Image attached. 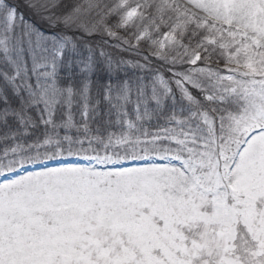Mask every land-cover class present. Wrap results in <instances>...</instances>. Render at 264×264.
<instances>
[{"label":"rangeland","instance_id":"374dc122","mask_svg":"<svg viewBox=\"0 0 264 264\" xmlns=\"http://www.w3.org/2000/svg\"><path fill=\"white\" fill-rule=\"evenodd\" d=\"M5 1L0 0V51L18 77L34 76L44 89L38 100L53 113L61 98L55 79L62 46L48 50V41ZM174 1L195 17L239 33L226 38L225 74L195 67L196 57L192 68L206 80L219 77L213 88L221 96L218 109L226 94L240 89L245 90L236 100L245 106L222 119L220 136L214 116L202 110L196 133L174 129L160 146L166 150H146L158 147L159 134L151 141L130 140L136 146L130 154L57 150L40 161L42 150L27 164L8 153L0 157H12L0 164V264H194L209 249L220 260L216 264H244L237 254L241 226L264 264V84L258 80L264 75L254 67L253 51L264 49V0ZM135 15H127V23ZM168 43L175 40L159 44ZM235 47L240 50L232 53ZM244 76L252 80L246 87L236 79ZM188 81L196 87L197 79ZM148 100L142 92L135 95L137 107ZM149 113L127 112V123L137 121L126 124L129 134L148 127Z\"/></svg>","mask_w":264,"mask_h":264},{"label":"trees","instance_id":"16d2710c","mask_svg":"<svg viewBox=\"0 0 264 264\" xmlns=\"http://www.w3.org/2000/svg\"><path fill=\"white\" fill-rule=\"evenodd\" d=\"M6 2L24 18L30 31L48 41V50L62 46L55 79L61 98L53 113L47 111L38 100L44 89H39L34 76L18 77L7 56L0 51V157L8 153L25 158L20 164H27L29 158L37 159L42 150L40 161L52 159L51 154L57 150L77 155L129 153L136 147L130 140L140 137V142L151 141L159 134L162 139L159 144L156 142L158 147L149 145L146 150H166L160 146L166 143L164 140H171L174 129L196 133L200 110L215 112L218 120L232 113V108H239L234 99L240 95L238 92L228 94L232 99L220 102L218 109L213 91L206 87L198 89L187 80L197 56L196 67L227 66L229 60L223 56L220 44L229 30L192 17L172 0ZM131 11L137 15L127 23ZM167 37L175 43L160 45ZM253 51L257 63L261 52ZM243 55H247L246 48ZM244 60L248 63L247 58ZM238 80L244 87L249 82L248 77ZM183 85L188 87L187 92L183 91ZM140 92L146 94L149 103L137 107L135 95ZM154 94L158 96L154 98ZM259 101L254 100L255 109ZM239 103L245 106L240 99ZM145 110L151 116L148 127L140 126L139 132L132 136L126 124L137 121L127 123V112L133 116ZM50 115L54 117L49 121ZM178 119L180 126L175 127ZM81 120L86 121L85 128H81ZM11 158H0V164ZM237 232V254L244 264H260L263 259L256 255L257 243L253 237L242 226ZM204 252L206 255L197 259V264L220 262L209 254L210 249Z\"/></svg>","mask_w":264,"mask_h":264}]
</instances>
